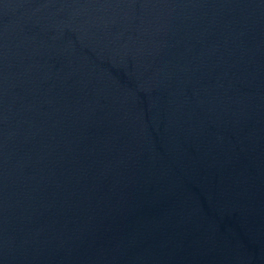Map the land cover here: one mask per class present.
I'll return each mask as SVG.
<instances>
[{
  "label": "water",
  "instance_id": "water-1",
  "mask_svg": "<svg viewBox=\"0 0 264 264\" xmlns=\"http://www.w3.org/2000/svg\"><path fill=\"white\" fill-rule=\"evenodd\" d=\"M0 264H264V0H0Z\"/></svg>",
  "mask_w": 264,
  "mask_h": 264
}]
</instances>
